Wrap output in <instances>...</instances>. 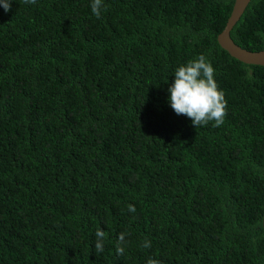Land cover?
I'll list each match as a JSON object with an SVG mask.
<instances>
[{
    "label": "trees",
    "instance_id": "trees-1",
    "mask_svg": "<svg viewBox=\"0 0 264 264\" xmlns=\"http://www.w3.org/2000/svg\"><path fill=\"white\" fill-rule=\"evenodd\" d=\"M232 1L0 7V264H264V64L219 45ZM229 35L264 48V0ZM200 55L227 101L219 127L168 101Z\"/></svg>",
    "mask_w": 264,
    "mask_h": 264
},
{
    "label": "clouds",
    "instance_id": "clouds-1",
    "mask_svg": "<svg viewBox=\"0 0 264 264\" xmlns=\"http://www.w3.org/2000/svg\"><path fill=\"white\" fill-rule=\"evenodd\" d=\"M12 0H0V7L7 12ZM26 4H36L37 0H24ZM92 13L100 18L105 9L104 0H91ZM168 101L170 107L177 115H185L190 118L192 125H207L214 121V126L219 127L224 123L227 101L224 93L218 89L214 79V68L204 55L189 60L186 64L175 69L173 82L168 87ZM128 211L135 212V206L129 204ZM94 249L96 253L104 251L106 232L98 227L94 233ZM125 236L121 233L116 242V254L125 253ZM144 248H150L151 242L144 240ZM146 264H161L160 261L149 258Z\"/></svg>",
    "mask_w": 264,
    "mask_h": 264
},
{
    "label": "water",
    "instance_id": "water-1",
    "mask_svg": "<svg viewBox=\"0 0 264 264\" xmlns=\"http://www.w3.org/2000/svg\"><path fill=\"white\" fill-rule=\"evenodd\" d=\"M248 0H233L225 23L218 31L216 39L219 45L224 48L230 55L247 63L264 64V48L250 50L235 43L229 35L231 26L238 19L239 15L245 8Z\"/></svg>",
    "mask_w": 264,
    "mask_h": 264
}]
</instances>
